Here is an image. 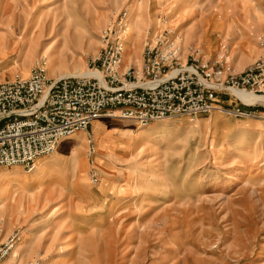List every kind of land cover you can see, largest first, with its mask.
I'll list each match as a JSON object with an SVG mask.
<instances>
[{
    "label": "rangeland",
    "instance_id": "rangeland-1",
    "mask_svg": "<svg viewBox=\"0 0 264 264\" xmlns=\"http://www.w3.org/2000/svg\"><path fill=\"white\" fill-rule=\"evenodd\" d=\"M118 43L111 78L149 79L146 49L176 46L157 78L193 67L209 108L140 123L122 115L135 98L107 105L28 168L0 164V264H264V102L230 90L264 97V0H0V84L33 69L45 91L95 82ZM185 78L173 110L201 81ZM12 167L48 201L13 226L12 178L1 186Z\"/></svg>",
    "mask_w": 264,
    "mask_h": 264
},
{
    "label": "built area",
    "instance_id": "built-area-1",
    "mask_svg": "<svg viewBox=\"0 0 264 264\" xmlns=\"http://www.w3.org/2000/svg\"><path fill=\"white\" fill-rule=\"evenodd\" d=\"M119 51L118 43L112 48L107 60H100L103 71L95 82L82 78L83 81H78L77 85L69 86L63 79L45 91L43 70L33 69L27 80L0 84V119L4 118L0 126V164H22L28 168L35 156L53 148L59 136L84 125L95 116L97 110L107 105L135 98L140 103L138 109L125 108L122 115L140 123L165 114H193L196 109L209 108L203 94L199 95L204 87V79L193 67H183L181 72H176V80L170 76L163 80L157 78L161 66L176 58L178 47L166 46L162 53L148 47L144 70L151 78L133 82L110 77L116 73ZM185 74L194 75L201 81L184 96L189 101L182 102L178 109L173 110L168 106L167 96L175 91L173 85L179 81L184 84L187 80ZM117 81L121 85L111 88L112 82L115 84ZM133 86H139L147 95L125 94V90L135 91ZM38 92H41L39 96ZM160 95L163 97L161 101L157 100ZM86 108L90 110L84 113Z\"/></svg>",
    "mask_w": 264,
    "mask_h": 264
},
{
    "label": "crops",
    "instance_id": "crops-1",
    "mask_svg": "<svg viewBox=\"0 0 264 264\" xmlns=\"http://www.w3.org/2000/svg\"><path fill=\"white\" fill-rule=\"evenodd\" d=\"M52 156H53V153L46 155V156L39 157L36 160L35 167L32 171L37 169L42 161L48 160ZM37 163H38V165H37ZM68 166H69V164H68ZM68 166H67V169H68ZM12 168H15L12 171V173H13L12 195H11L12 199L10 198L11 196H9V197H5L4 200L9 199V202L10 203L12 202V226H13L14 222L15 223L16 222L17 223L18 222H24L23 216H24V214L25 215L27 214V211H29L31 209V206H34V205L39 206L41 204H46V202H48V201H46L39 193V190L43 186V182H37V183L35 182L33 185L25 182V178H24L23 174H30L32 171L31 172H23L21 169L18 168L23 173L22 174V173L17 172V170H16L17 167H12ZM38 171H40V169ZM57 173H58L57 171L56 172L53 171L50 173V175H48L49 177H47V178L52 180L58 176ZM19 174H21L23 176V182H22L23 184L21 183L20 180H18ZM74 175L68 176L69 180H67V183L72 184V182L77 181V182H79V184H82L84 182V175H77L76 180L74 179ZM10 182L11 181L9 180V182H6V184H8Z\"/></svg>",
    "mask_w": 264,
    "mask_h": 264
},
{
    "label": "bare ground",
    "instance_id": "bare-ground-1",
    "mask_svg": "<svg viewBox=\"0 0 264 264\" xmlns=\"http://www.w3.org/2000/svg\"><path fill=\"white\" fill-rule=\"evenodd\" d=\"M87 73V74H86ZM88 74H92L89 71L88 72H83L78 74L80 75H88ZM231 93L234 92V95L239 98L243 103L245 104H253L255 102H264V97H258L256 95H253L251 93H247L245 90H240V89H235V88H231ZM10 178L13 179V173L12 172H5L3 173V181L4 183L1 186H4L6 184V182H9Z\"/></svg>",
    "mask_w": 264,
    "mask_h": 264
}]
</instances>
